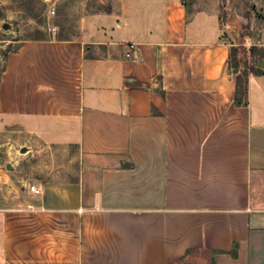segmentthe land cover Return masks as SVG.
<instances>
[{
	"label": "crops",
	"instance_id": "crops-1",
	"mask_svg": "<svg viewBox=\"0 0 264 264\" xmlns=\"http://www.w3.org/2000/svg\"><path fill=\"white\" fill-rule=\"evenodd\" d=\"M87 29L24 40L0 73L25 136L0 264H264V56L235 105L215 6L120 0Z\"/></svg>",
	"mask_w": 264,
	"mask_h": 264
},
{
	"label": "rangeland",
	"instance_id": "rangeland-1",
	"mask_svg": "<svg viewBox=\"0 0 264 264\" xmlns=\"http://www.w3.org/2000/svg\"><path fill=\"white\" fill-rule=\"evenodd\" d=\"M190 0H185L188 3ZM199 5L215 6L224 26L227 40L239 48V57L248 49L264 28V0H195ZM120 0H0V73L8 54L24 40L39 33L48 37H76L80 27L87 38L94 26L103 22L104 14L116 8ZM51 11H54L52 13ZM24 133L15 126L6 125L0 118V206L5 202L2 193L7 179L10 157L17 153Z\"/></svg>",
	"mask_w": 264,
	"mask_h": 264
},
{
	"label": "trees",
	"instance_id": "trees-1",
	"mask_svg": "<svg viewBox=\"0 0 264 264\" xmlns=\"http://www.w3.org/2000/svg\"><path fill=\"white\" fill-rule=\"evenodd\" d=\"M182 4L189 11V5L194 1L190 0L188 3L185 0H181ZM58 39H68L70 37H62L57 36ZM32 39H45L42 33H39L37 36ZM18 49V48H17ZM16 49V50H17ZM15 50V51H16ZM13 52V51H12ZM249 61L246 56L242 55L239 57L240 53L239 48L235 45L230 47L228 63L229 67L235 75V87H234V95H233V103L235 105H246L247 103V77L249 74H261L262 71L255 67L253 61L257 60V58H261L264 56V50L261 46L252 44L249 49ZM232 254H235V251H232Z\"/></svg>",
	"mask_w": 264,
	"mask_h": 264
},
{
	"label": "built area",
	"instance_id": "built-area-1",
	"mask_svg": "<svg viewBox=\"0 0 264 264\" xmlns=\"http://www.w3.org/2000/svg\"><path fill=\"white\" fill-rule=\"evenodd\" d=\"M52 13H54V11H51ZM134 44L133 43H131L129 46H130V48L133 46ZM128 54V53H127ZM29 190L30 191H33V192H35V193H38L39 192V189L34 185V184H30L29 185Z\"/></svg>",
	"mask_w": 264,
	"mask_h": 264
},
{
	"label": "water",
	"instance_id": "water-1",
	"mask_svg": "<svg viewBox=\"0 0 264 264\" xmlns=\"http://www.w3.org/2000/svg\"><path fill=\"white\" fill-rule=\"evenodd\" d=\"M22 150H24V149H22ZM7 167H8V168H10V167H11L9 163L7 164Z\"/></svg>",
	"mask_w": 264,
	"mask_h": 264
}]
</instances>
